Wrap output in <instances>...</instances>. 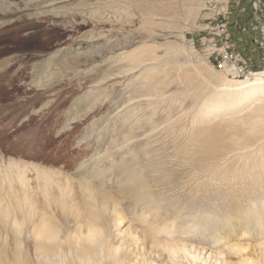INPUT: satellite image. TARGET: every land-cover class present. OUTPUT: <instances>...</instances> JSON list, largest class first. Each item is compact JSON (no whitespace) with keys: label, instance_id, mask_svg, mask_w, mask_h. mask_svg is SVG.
Returning a JSON list of instances; mask_svg holds the SVG:
<instances>
[{"label":"rangeland","instance_id":"1","mask_svg":"<svg viewBox=\"0 0 264 264\" xmlns=\"http://www.w3.org/2000/svg\"><path fill=\"white\" fill-rule=\"evenodd\" d=\"M214 16L228 22L246 77L264 71V0H0V170L39 166L68 177L78 195L80 182L90 181L110 195L100 210L112 229L117 212L119 228L140 236L173 224L171 236L158 238L207 252L244 244L258 257L264 172L252 174L260 180L253 190L238 178L251 153L230 156L234 145L226 144L203 160L193 150L206 146L190 141L201 119H210L208 131L229 129L200 112L229 100L239 91L230 81L246 78H229L202 50L199 37ZM140 47L151 51L141 62L128 54ZM144 165L156 167L148 174ZM136 170L146 183L142 194ZM6 227L0 223V264H54L17 255L12 239L1 249ZM144 244L145 261L164 264L163 251Z\"/></svg>","mask_w":264,"mask_h":264},{"label":"bare ground","instance_id":"2","mask_svg":"<svg viewBox=\"0 0 264 264\" xmlns=\"http://www.w3.org/2000/svg\"><path fill=\"white\" fill-rule=\"evenodd\" d=\"M144 15L150 20L155 16L151 3L146 4ZM147 53L151 51L140 47L131 49L128 54L141 62ZM114 54L115 51L111 53ZM230 82L238 87L239 91L234 92L227 101H224V98L221 101L212 100L215 103L210 102L212 105L200 112L202 117L212 114L222 122H229V129L213 128L208 131L209 128L206 129L205 124L210 123V119H201V127L193 122L190 141L206 146L193 150L194 154H203V160L211 158L216 152V147L220 150L226 144L234 145L230 156L243 157L246 153H251L244 159V166H238L242 175L238 178L247 180L252 189L256 190L253 183L258 184L260 180L257 182L252 179V174L264 172V71ZM228 101H231L233 108L226 112V105L230 104ZM226 115H229L227 121ZM144 117L145 113L136 121H141ZM209 137H212V140H209ZM228 158L226 155L223 161ZM26 167H21L23 170L10 163L8 167L0 170V223L5 228L6 225L10 228L3 231L5 237L1 249L5 250L8 240L12 239L17 255L33 254L54 264H156L154 261L146 262L143 257L146 255L144 243L150 241L166 255L164 264L167 260V264H264V242L258 243L262 251L260 255L259 252L255 254L258 256L256 258L248 255V245L238 243H228L224 250L207 252L205 248H196L191 244L159 239L161 233L165 237L171 236L173 224L154 228L152 231L156 234L151 238L138 235L129 225L122 230L119 227L123 220L117 216V212L114 214L115 228L112 229L110 218L106 216L109 214L100 210L102 205L111 200L107 192H100L90 181L82 180L78 195L73 191L68 177H60L59 173L39 166H30L31 169ZM154 167L144 165L139 169L149 174L152 171L150 169ZM25 171L33 173L35 186H32V178ZM130 172L134 173L133 176L138 182V191L146 188L145 180L138 176L139 170ZM17 185L22 188L21 194L15 191L14 187ZM147 197L149 195H139L143 200ZM145 204L153 208L152 204ZM116 205L115 202L110 214ZM191 226L196 224L188 225ZM145 237H148L147 241ZM132 245L134 247H131ZM229 252L233 254V259L228 257ZM151 253L152 251L148 252L149 255Z\"/></svg>","mask_w":264,"mask_h":264},{"label":"built area","instance_id":"3","mask_svg":"<svg viewBox=\"0 0 264 264\" xmlns=\"http://www.w3.org/2000/svg\"><path fill=\"white\" fill-rule=\"evenodd\" d=\"M261 28L264 29V18ZM199 44L213 65L218 70L225 71L229 78L247 76L244 55L235 48L228 22L224 17H212L207 31L199 37Z\"/></svg>","mask_w":264,"mask_h":264}]
</instances>
